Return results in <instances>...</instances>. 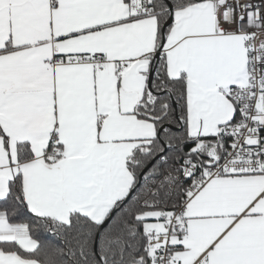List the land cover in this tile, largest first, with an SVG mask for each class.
I'll return each mask as SVG.
<instances>
[{"label": "snow or ice", "instance_id": "snow-or-ice-1", "mask_svg": "<svg viewBox=\"0 0 264 264\" xmlns=\"http://www.w3.org/2000/svg\"><path fill=\"white\" fill-rule=\"evenodd\" d=\"M0 264H264V0H0Z\"/></svg>", "mask_w": 264, "mask_h": 264}]
</instances>
